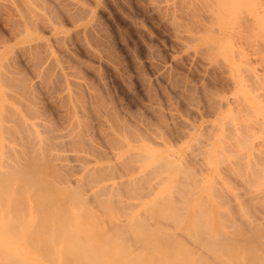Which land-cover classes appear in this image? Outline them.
I'll list each match as a JSON object with an SVG mask.
<instances>
[{"label":"rangeland","instance_id":"374dc122","mask_svg":"<svg viewBox=\"0 0 264 264\" xmlns=\"http://www.w3.org/2000/svg\"><path fill=\"white\" fill-rule=\"evenodd\" d=\"M242 50L243 54L247 55L252 71L255 69V76L244 70ZM249 76L251 78H248ZM258 77L261 79L258 80ZM263 83L264 0H0V161L2 155L5 162L8 160L9 163L16 164V166L10 164L13 169L10 165H6L5 168L14 173V169L18 170L15 167L18 166L19 171L16 172L22 177L24 174H30L29 170L32 168L31 173L34 176L28 178H36L39 173L40 175L46 173L49 177L52 176L50 178L51 181L54 180L52 184L68 185L69 189L73 188L75 191L77 186L78 190L84 193L85 188L94 186V183L101 184L100 180H104L107 175L109 177L106 180L125 178L135 169L133 165L140 158L137 156L138 151L144 152L151 148L161 157L165 155L172 158L174 155L173 158L180 168L185 163L191 166L190 168L184 166L182 174L179 173L177 184L180 183V186L178 190L173 189V192L176 191L172 198L173 202L177 201L175 206H183L185 201L187 204L188 201L198 202L201 200L200 197L205 195L201 198L207 199L206 211L212 208L211 211L215 213L211 214V218L225 217V222L229 223L230 218L231 220L238 218V215H234L237 214L236 210H239L237 207L240 206L241 200L244 208L241 206L242 211L240 209L238 212L255 208L256 214L249 210L250 212L247 211L248 213L244 215L249 214L252 220L250 215L252 213L253 220H256L264 209V198H259L263 202H259L258 199L259 208L254 199L256 198L254 194L259 193L261 188L263 189L260 193H264ZM248 107L250 111L247 110ZM12 114L15 115L13 118ZM241 125L243 131L239 127ZM228 127L230 131L227 130ZM239 128L243 137L237 135L239 132L237 134L234 132ZM231 130L238 137L232 134ZM249 131L251 134L252 131L255 133L250 141L246 138L250 139V134L247 133ZM221 133L224 138L226 136L225 139L221 137ZM232 135L240 140L238 142L233 139L237 143L235 146L234 142L230 141ZM225 140L227 142H223ZM221 144L223 148L220 150ZM14 145L18 147L17 149L22 148L20 150L24 153L12 150ZM218 146L222 156L218 153ZM227 146L228 149H236L235 153H231ZM226 149L231 155L235 154L231 160L238 158L236 160L240 161L239 164L236 162L232 166L233 162L230 163V159H226L231 156L229 152L230 156L226 155ZM39 151L40 155L44 156L40 164L36 162L40 161L37 157ZM170 153H173L172 156ZM214 154L222 158L225 155V159L220 158L218 161L219 164L222 163L221 166L218 165L217 170L209 173L206 163L202 162L204 159L207 161L210 156H215ZM244 155H247L246 158ZM251 155L255 156L254 160L256 159L251 165L249 161L247 165L239 159L241 157L246 160ZM252 158L250 161H253ZM16 159L18 162H15ZM4 160L1 161L3 164ZM226 160H229L228 163L233 168L229 169L231 166H226L228 164L224 162ZM2 163L0 165H3ZM87 169L91 170L88 172L91 176ZM156 170L159 169H154L155 172ZM252 172L256 175L254 176ZM202 176L208 177L210 181L201 183L198 180ZM76 178H81L82 182L80 180L76 184ZM148 178L141 183L137 182L142 186L136 191L140 193L137 195L138 201L145 199L139 195L145 196L150 189H155L154 179L149 176ZM95 179L100 182L97 183ZM216 179L221 184L218 181L217 183ZM143 182H147L148 185H144L148 191ZM84 183L86 185L82 189ZM131 184L124 185V190L127 191L129 188L128 190L132 191L127 192L132 193L137 187L134 186V182ZM138 184L135 185L139 186ZM222 184L227 187L226 190L221 187ZM249 184L250 189L247 187ZM199 186L210 189L211 198L208 194L202 195ZM187 188H190V191ZM196 189L201 191L197 196ZM120 190L123 191L121 187ZM126 191L121 193L122 196L127 193ZM177 192L179 197L176 195ZM187 192L191 195L186 194ZM229 192L232 196L228 197ZM186 197L195 199L187 201ZM91 199L89 198L87 202L94 206L95 203ZM230 201L237 202L239 206L236 203L235 206L233 202L231 204ZM223 202L226 204L221 206ZM202 203H199V206L201 205V212H204L205 207ZM123 206L124 204L122 208L119 207L120 210H124ZM217 206L219 210L221 209L218 214ZM232 209L235 212L233 214ZM258 209L261 210L258 212L259 215ZM200 214L196 218L202 221L206 215H203V218ZM248 216L242 217L246 219L243 220L247 221ZM236 220L238 224L243 223L240 218ZM242 227H239V230L245 229L247 235L248 232L249 234L254 232L252 228L250 232L248 225ZM260 231L261 234L264 233V230ZM245 233H241L243 237L251 238L252 240L248 241L255 242L253 236H245Z\"/></svg>","mask_w":264,"mask_h":264},{"label":"bare ground","instance_id":"6f19581e","mask_svg":"<svg viewBox=\"0 0 264 264\" xmlns=\"http://www.w3.org/2000/svg\"><path fill=\"white\" fill-rule=\"evenodd\" d=\"M251 40H253V39H251ZM257 43H259V42H257ZM245 45H247V44H245ZM259 45H261V44L259 43ZM242 47H244V46H242ZM243 50H242L241 55H243V58H244L243 59L244 61L242 63V64H244V70H247L248 72H250V75H251V73H253L252 75L255 76L254 75L255 69H254V71H252V68L248 64V60L246 58L247 55L245 56L244 55L245 53L243 54ZM249 52H251V51H249ZM260 52H261V50H260ZM258 56H259V52H258ZM238 58L240 59L239 60V62H240L241 61L240 55L238 56ZM240 65H241V63H240ZM242 66H240V67L242 68ZM229 68H231V67L229 66ZM248 78H251V77L249 76ZM259 79H261V78L258 77V80ZM256 86H258V85H256ZM260 87H258V88H260ZM233 99H234V97H233ZM217 101H218V99H217ZM234 102H236V101H234ZM244 107H245V105H244ZM249 107L247 110L250 109ZM11 113H12V111H11ZM6 115H7V113H6ZM240 115H242V114H240ZM13 116H15V115L12 114V118H13ZM230 118H232V117H230ZM15 119H16V117H15ZM7 121H9V120L7 119ZM16 121H17V119H16ZM226 121H228V120H226ZM230 122H232V121H230ZM256 122H258V121H256ZM19 123L21 124V120ZM236 125H238V124H236ZM224 126H225V123H224ZM224 126H223V128H224ZM233 126L235 127V125H233ZM214 127H215V125H214ZM239 127L242 128V125ZM230 128H232V127H230ZM227 130H229V127ZM233 130H231V131L233 132ZM235 130L236 131H234V132H236V134H237L240 131V128L235 129ZM223 131H225V128ZM242 131H243V128H242ZM29 132H30V130H29ZM29 132H27V133L29 134ZM234 132L232 134H235ZM223 133H225V132H223ZM223 133H221L222 134L221 137L224 138ZM239 133L237 134L238 136L241 135V133L240 134ZM247 133L250 134V139H249V137H246V138L248 141H250L254 137L253 134H255V133H253V131H252V134L250 133V131ZM6 134H7V131H6ZM210 134L211 133H209V135ZM226 134H228V133H226ZM248 134L244 133V135H248ZM235 135L231 136V140L229 137H227V138H229L228 140L234 142L233 143L234 146L237 145V143L235 142L237 139H235L233 137ZM31 136L32 135H30L29 138ZM41 136H42V134H41ZM241 136L243 137V133ZM35 137H33V138H35ZM223 138H221V139H223ZM225 138H226V136H225ZM151 140H153V139H151ZM206 140L207 139H205V141ZM237 141L239 142L240 140H237ZM41 142H42V140H41ZM207 142H208V140H207ZM223 142H227V140H225ZM223 142H221V143L223 144ZM22 143L25 144L24 142H22ZM231 143L232 142H230V144ZM244 143H245V141H244ZM246 143H247V141H246ZM200 144H202V143L200 142ZM222 144L220 146L221 148L218 146V150H219V148H220V150L223 148ZM226 144H228V143H226ZM198 145H197V147L199 148ZM14 146H13L12 150H14V151L16 150L17 152H18V150L19 151L22 150V148L17 149L18 147L16 148V146L15 147ZM19 146H20V144H19ZM228 146H230V145H228ZM228 146H227V149H228ZM238 146H240L239 143H238ZM238 146H237V148H238ZM22 147H23V145H22ZM44 147H46V146H44ZM36 148H38V147L36 146ZM10 149H8V151ZM49 149H50V147H49ZM205 149H206V147H205ZM227 149H226L227 154L225 152V154L227 156H230L231 153H235L234 150H236V149H234V147H233L234 150L229 148L232 151L230 153V151H228L229 149L228 150ZM37 150H39V149H37ZM41 150H42V148H41ZM43 150H45V148ZM200 150H201V148H200ZM220 150H219V152L217 150L216 151L221 155ZM243 150H245V149H243ZM14 151H12V152L14 153ZM257 151H258V149H257ZM257 151H256V153H257ZM17 152L15 154H17ZM32 152H33V150H32ZM49 152L51 153V151H49ZM228 152L230 155L228 154ZM259 152H260V150H259ZM21 153H22V151H21ZM33 153H32V155H33ZM37 154H38V151H37ZM40 154H41V152L39 153V156H37L38 160H40V161L35 160L39 164L42 163L41 161L43 160L42 159L43 155L41 156ZM53 154H55V152ZM170 154L172 156L173 153H170ZM217 154H214L215 156H210V158H207V161H204V160H206V159H204L202 162V163H206L207 169H209V173H211L213 170H217L218 165L221 166V164H222V163L219 164L220 163L219 161L221 160L220 158H222V157H217ZM234 155L232 154L230 156V158L226 156L227 157L226 159H230V163L233 162L232 166H233V164H236V162H238V164L240 162V161L236 160L238 158L234 159L235 163H234V160H231V158L235 157ZM254 155H255V153H254ZM12 156H13V154H12ZM33 156H35V155H33ZM49 156H47V157H49ZM137 156L140 157L137 159L138 161L135 160L138 164L135 162V164H137V166L135 164L133 165L134 166L133 168H135L136 170L134 169L133 172L132 173L129 172V174L127 172L126 174H128V175H126L125 178H122L119 180H115V179L114 180L113 179L106 180V178L109 177L107 175V177H105L104 180L103 179L100 180L101 184L96 185V183H94L96 185L95 186L93 183L91 184V182H90V184L94 185V186H92L88 189L85 188V192L81 193L82 190H78V187L76 185L75 186H76L78 192L73 190V188L69 189L70 187H68V185L67 186H63V185L58 186L56 183L52 184V183H54L53 182L54 180L51 181V179H50V178H52V176L49 177L46 173L44 175L43 174L40 175V173H39L38 176L35 175L36 178H33V177L28 178V177L34 176L31 173L32 168H31V171L29 170L30 174H27L28 176L24 174V177H22L21 175H18L19 174V173H17L19 171L18 166L15 167L18 170L14 169L15 172L12 170L14 173H11L10 170L7 171L8 169L5 168V167H7L6 165H10L11 163H9V161L7 160L9 164L8 163L5 164L7 161L5 162V160L3 159L5 162L3 164L2 163L3 162L2 155H1V161L2 162L0 161V164L2 163L3 165H0V264H264V233H262L263 235L260 233L261 229H262V231L264 230V228H263L264 227V209H262V212L260 209H258L260 211H257V213L261 212L260 213L261 215H259V213H258L259 216L256 219L257 221L253 220L254 215L251 213L250 214L252 216V220H251V218L248 216L249 214L244 215L245 213L250 212L249 210H251V209H249V210L244 209V211L245 210L246 211L241 212L242 209L240 207L242 206V208H244L243 205H241V203H242L241 200H240V206L237 202H235L237 204V206H239V207H237V209H239V210L241 209L240 212L243 213V214H241L240 212H238L239 210H236L237 214L234 215V216L238 215V218H236V219L240 218V220H242L241 222H243V223L246 222L245 224L242 223L243 225L250 226L248 229L252 228L254 230V232L257 231V233H260V234H257V233L255 234L250 229V232H252V233L249 234V232H248V235H247L245 233V229H243V230L241 229L242 232H241V230H239V227L241 228L243 225L238 224V222L235 218H233L234 220H231V218H230L231 221L229 220V223L225 222L226 221L225 217H222V219H220L219 216H218L219 219L211 218V214H215V213H213L211 211L212 208L209 209L211 212L208 210L206 211V206L208 204L207 199L201 198L203 196L205 197V195H203V194H208V197L211 198L210 189H203L202 187L199 186V189H201L202 195H203L200 197L201 200L197 198V200H200V201H198V202L196 201L195 203H193V202L190 203V201H188V200H190L191 198L186 197L188 204L185 201V199H183L185 201L184 202L185 204H182L183 206L177 207V205L176 206L174 205L175 202L177 203V201H175V202L172 201V200H174V199H172L173 193L175 194V192H176V191L173 192V189H177L178 186H180L179 185L180 183L179 184H177V183L179 182V180H178L179 175H180L179 173H181L182 168H184V166L190 168L191 166H187V164L184 162L186 165L183 163L184 165H182L181 166L182 168H180L178 163H176L174 158H173L174 155L172 156V158L171 157H165V155H164V157H161L158 155L157 151H155L151 148H147L144 152L138 151ZM246 156L244 155L243 157L246 158ZM8 157L10 160L9 155H8ZM8 157H6V158H8ZM14 157L16 158L15 155H14ZM224 157H225V155L223 156L222 160L225 159ZM252 157H253V155L249 156L246 160L241 159V157L239 159L243 160L242 162L246 163L247 165L250 162V165H251V162L256 161V159L254 160L255 156L253 158ZM15 158H13V159H15ZM51 158H53V157H51ZM63 158H65V157H63ZM251 158L253 159V161H250ZM198 159H196V160H198ZM228 161L226 160L224 162H226V164H227ZM15 162H18V159H16ZM182 162H183V159H182ZM188 162H189V160H188ZM242 162H241V164H242ZM20 163H18V165ZM58 164H59V162H58ZM256 164H257V162H256ZM11 165H13V163ZM11 165H10V167H11ZM28 165H30V164H28ZM41 165H39V166H41ZM61 165H63V163ZM13 166H16V164H14ZM39 166H36V167H39ZM223 166H224V164H223ZM226 166L229 167L231 165H229V163H228ZM232 166L229 169L233 168ZM204 167H205V165H204ZM11 168L13 169L14 167H11ZM40 168H42V166ZM106 168H107V166H106ZM255 168H256V166H255ZM28 169H30V166ZM154 169H159V170L158 171L156 170V172H155ZM203 169H204V173H205V168H203ZM207 169H206V171H207ZM225 169H226V167H225ZM263 169L264 168H262V170ZM41 170H43V169H41ZM87 170H85V174H86V171H87V173L91 172V170H89V169H87ZM151 170H153V171H151ZM185 170L187 171V169H185ZM190 170H192V168L189 169V172H190ZM102 171H104V170H102ZM183 171H184V169H183ZM235 171H233V173ZM252 171H254V170H252ZM5 172L8 175L11 174L9 176V178H7L8 175ZM38 172H41V171L38 170ZM92 172H94V171L92 170ZM149 172H150V174H149ZM152 172L153 173L155 172V173L153 174ZM243 172H244V170H243ZM261 172H263V171H261ZM26 173H27V171H26ZM111 173H112V171H111ZM252 173L254 174L255 172H252ZM20 174H21V171H20ZM50 174L51 173H49V175ZM88 174H89V176H91L90 173H88ZM122 174H124V173H122ZM262 174H264V172ZM82 175H84V174H82ZM214 175L215 174H213V176ZM226 175H227V173H226ZM255 175L256 174H254V176ZM99 176H100V174H99ZM148 176L151 177L152 179H154L155 186H153V187L155 189H153V190L150 189V191L147 192V194H146V192H144L146 194L145 196L139 195L142 198L145 197V199L138 201L137 195L140 193L136 192V191L138 190V188H140L142 186H141V184L139 185L137 182L139 181V183H141L142 180L145 181L148 178ZM234 176H235V174H234ZM115 177H117V176H115ZM249 177H250V175H249ZM262 177H263V175H262ZM262 177H261V179H262ZM82 178H84V176ZM151 178H150V180H151ZM198 178L199 177H197V180H198ZM250 178H248V179L251 180ZM253 178H255V177H253ZM217 179L215 181L216 182L218 181L219 184H221L220 181ZM75 180H76V182L75 181L74 182L77 184V182L80 181L81 178H78V179L76 178ZM150 180H149V182H150ZM208 180L210 181V179L208 177L202 176V177H200V180H198V181H201V183H202V182H205ZM255 180H256V178H255ZM258 180H259V178H258ZM94 181H96V179ZM100 181H98V182H100ZM81 182H82V180H81ZM84 182H85V180H84ZM133 182L135 184L139 185V186H137L134 184V186L137 187V188H135L136 190L134 189L135 193H137V194L133 193L134 191L132 193L127 192V191H132V190H128L129 189L128 187H127L128 188L127 191L124 190V185L130 186V184ZM190 182H191V180H190ZM146 183L147 182H143V186L148 185ZM211 183H213V182H210V184ZM226 183H227V181H226ZM144 184H146V185H144ZM250 184L247 186L248 188H249ZM255 184L256 183H253V185H255ZM84 185H86V184L85 183L83 184L82 189H84ZM88 185L89 184H87V186ZM175 185H177V187ZM212 185H215V184L213 183ZM245 185H247V184H245ZM218 186H220V185H218ZM120 187L123 189V191L120 190ZM221 187H223L224 189L227 188L224 184H222ZM125 188H126V186H125ZM132 188H133V186H132ZM146 188H147V186H146ZM149 188H151V187H149ZM209 188H210V185H209ZM216 188H217V186L215 187V189ZM218 188H220V187H218ZM256 188H258V187H256ZM86 189H87V191H86ZM187 189L189 190L190 188H187ZM199 189L195 190L196 196L201 193V191ZM261 189H263V188H261ZM261 189H260V192H262ZM148 190L149 189L147 188V191ZM212 190H214V189H212ZM218 190H221V189H218ZM79 191H80V193H79ZM119 191H120V194H119ZM124 191L127 192L126 194L128 197L126 196L125 193L124 194L126 197L124 196V194H123L124 197L122 196L121 193ZM140 191L142 192L141 189H140ZM214 191L217 192L216 190H214ZM223 191H220V192L223 193ZM193 192H192V194L195 195V193H193ZM260 192L256 193V194L253 193L254 195H256V198H254V199H256V201H257V208H259L258 207L259 206L258 201L259 200H260L259 202L262 201L259 198H264V193H260ZM128 193H131V194L128 195ZM178 193L179 192H177L176 195H178ZM225 193H227V192H224V194ZM183 194L184 193H182V195ZM186 194L189 195V192H187ZM217 194H215V195H217ZM259 194H261V195H259ZM176 195H174V196H176ZM220 195H222V194H220ZM230 195H231V193L229 192L228 197ZM87 196H89L90 199L92 198L91 201L92 200L94 201V203H95L94 206L88 204L89 202H87V201H89L88 200L89 198L87 199ZM196 196H193V197L196 198ZM212 196H214V194ZM225 196L226 195H224V197ZM251 196L253 197V195H251ZM121 197H123L125 200L124 199L122 200ZM178 197H179V195H178ZM178 197H175V198H178ZM193 197H192V199H195ZM241 197H243V196H241ZM180 198H182L181 195H180ZM180 198H178V199H180ZM220 198H222V197H220ZM232 198H229V199L233 200ZM131 200H136V201L132 202ZM203 201H205V202L202 203ZM233 201H230L231 204ZM256 201L254 204H256ZM199 203H202V206L205 207V208H203V209H205V211L201 208L204 212H201V210H200L201 205L199 206ZM235 203H234V205H235ZM249 203H251V202H249ZM118 204H120V205L124 204V206H123L124 210L122 209L123 212H121L122 210H120L122 208L121 207L122 205L116 206ZM223 204H226V203L223 202L222 205H221V203L219 205L223 206ZM244 204H245V202H244ZM252 204H250V205H252ZM214 206L216 207V204ZM229 206H230V203H229ZM245 206H246V208L248 207L247 205H245ZM119 207H121V208H119ZM228 207H227V209H228ZM230 207H232V205ZM262 207H263V204H262ZM207 208H209V207H207ZM220 210L217 206L216 213L218 211L220 213ZM254 211H255V208H254V210H251V212H254ZM226 212L227 211H225V214H226ZM182 213H183V215H181ZM200 213L202 214L203 218H204L203 215H206L204 219L202 218L203 219L202 221L200 218H196V217H198V215ZM223 213H224V210H223ZM231 213L232 214L235 213L233 211V209H232ZM238 213H240V214H238ZM196 214H197V216H196ZM201 214H200V216H201ZM239 215H241V217H239ZM242 215L249 217L247 219V221L243 220L245 218H242V217H244ZM231 216H233V215H231ZM227 221H228V218H227ZM236 222H237V224H236ZM240 225H242V226H240ZM248 229H246V231ZM241 233H245L246 234L245 236H249V237L253 236L255 238L254 239L255 242L254 241L250 242L252 239L243 237L244 235L242 236ZM248 239L250 241H248ZM253 244H255V245H253Z\"/></svg>","mask_w":264,"mask_h":264}]
</instances>
